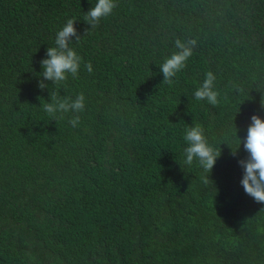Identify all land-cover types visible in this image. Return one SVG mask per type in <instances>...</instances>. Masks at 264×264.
Here are the masks:
<instances>
[{"label":"trees","instance_id":"16d2710c","mask_svg":"<svg viewBox=\"0 0 264 264\" xmlns=\"http://www.w3.org/2000/svg\"><path fill=\"white\" fill-rule=\"evenodd\" d=\"M96 2L0 0V264H264V204L232 156L264 118V0H118L85 36ZM73 18L83 62L60 94H85L78 127L42 111L37 76ZM176 39L197 44L167 85ZM209 71L217 106L193 95ZM196 124L222 150L211 174L183 164Z\"/></svg>","mask_w":264,"mask_h":264},{"label":"clouds","instance_id":"9594fccd","mask_svg":"<svg viewBox=\"0 0 264 264\" xmlns=\"http://www.w3.org/2000/svg\"><path fill=\"white\" fill-rule=\"evenodd\" d=\"M118 0H97L95 5L85 14L84 21L89 26L85 31L87 36L90 31L98 28L101 23L111 17L118 8ZM76 20L68 19L63 27L56 33L55 46L48 47L45 59L40 61L42 72L38 73V87L41 91H49L50 102L41 104L42 111L54 121L67 118V123L72 127H78L81 123V114L86 111V96L83 92L71 96L61 95V89L66 86L69 79H79V73L83 58L78 55L74 43H79L83 37L78 33ZM175 48L178 51L164 59L159 66L163 74V83L172 85L179 74L188 66V61L194 54L196 40H175ZM84 68L89 74L94 69L91 62L84 63ZM48 81L51 83V87ZM216 76L213 72L205 73V78L194 92V99L206 101L209 105L219 104V92L215 89ZM264 108V98L261 100ZM70 114V115H69ZM238 148L232 149V156L239 154L241 146L248 153L246 159L238 161L243 169L241 185L245 193L257 203L264 204V118L259 115L251 117V123L247 129V135L241 139L238 136ZM187 147L183 150V164L193 166L196 164L205 173L211 174L218 159L222 157V150L217 149L209 142L203 126L196 124L185 129L183 136ZM209 176L203 179V183H209Z\"/></svg>","mask_w":264,"mask_h":264}]
</instances>
